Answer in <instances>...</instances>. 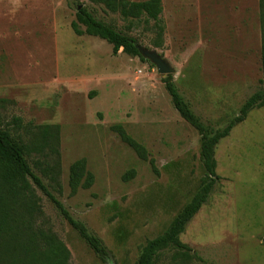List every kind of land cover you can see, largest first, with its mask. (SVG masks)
<instances>
[{"label": "rangeland", "instance_id": "obj_1", "mask_svg": "<svg viewBox=\"0 0 264 264\" xmlns=\"http://www.w3.org/2000/svg\"><path fill=\"white\" fill-rule=\"evenodd\" d=\"M145 1V0H131ZM162 39L154 21H124L88 0H0V122L14 118L59 126V157L51 148L29 158L34 173L108 254L81 239L33 181L41 212L23 220L51 231L70 252L69 264H137L141 250L168 229L199 190L205 169L202 137L175 109L165 76L150 61L72 30L79 6L156 51L175 70L180 93L210 129H224L249 97L264 89L260 0H162ZM122 125L155 161H142L112 130ZM221 181L187 225L174 251L157 264H264V107L215 150ZM87 161L90 189L73 193L70 168ZM59 162L57 171L53 168ZM42 166V167H41ZM134 178L125 181L130 171ZM55 180V181H54Z\"/></svg>", "mask_w": 264, "mask_h": 264}, {"label": "trees", "instance_id": "obj_2", "mask_svg": "<svg viewBox=\"0 0 264 264\" xmlns=\"http://www.w3.org/2000/svg\"><path fill=\"white\" fill-rule=\"evenodd\" d=\"M88 1L103 6L109 13L118 14L124 21L131 24L143 20L145 22L154 21L159 38L163 37L162 0ZM260 10L261 64L264 74V0H260ZM71 27L77 36L88 35L106 41L112 46L114 55L122 50L132 57H139L142 61L146 60L138 50L139 43L136 38L97 19L86 7L77 9L76 20ZM164 83L179 115L202 137L200 159L205 169V176L202 178L197 193L172 221L164 234L149 240L143 246L137 264H157L160 256L170 251L175 252L173 257L175 260H181L184 263L193 258L191 248L181 241V235L207 203L214 187L221 181V177L217 174L216 147L222 140L230 136L236 126L246 121L251 111L264 107L263 89L247 99L240 114L233 118L224 129L214 131L194 112L190 103L180 93L172 75L167 76ZM6 103H8L6 99H1L0 108H3ZM12 123L17 129L16 131H24L25 135L30 136V143L25 141L21 132L12 134L0 122V264H69L70 252L56 235L41 228L35 229L30 222L23 220L24 213L33 217L35 213L41 212L29 179L33 181L38 190L51 200L63 218L93 252L104 258L108 252L101 239L91 233L85 224L75 219L66 210L64 205L50 192L43 179L34 173L30 165L29 158L32 153H42L46 148H51L59 157L57 146L60 127H36L32 123L24 124L22 119L17 117L13 119ZM112 130L142 161H149L153 171L157 175L159 174L155 161L149 159L150 155L145 146L130 136L122 125L113 126ZM57 169H59V162L53 168L42 167L45 173L48 170L54 173ZM135 174L134 170L127 173L124 177L125 181L134 178ZM69 184L73 193L78 192L80 188L90 189L93 186L94 175L87 169L85 159H80L71 166Z\"/></svg>", "mask_w": 264, "mask_h": 264}, {"label": "water", "instance_id": "obj_3", "mask_svg": "<svg viewBox=\"0 0 264 264\" xmlns=\"http://www.w3.org/2000/svg\"><path fill=\"white\" fill-rule=\"evenodd\" d=\"M81 8L82 6H79L78 9ZM138 50L144 59L150 61L153 65L156 66L157 72L159 74L167 77L175 72V70L171 67L167 60L160 56L156 51L148 50L142 46H138Z\"/></svg>", "mask_w": 264, "mask_h": 264}]
</instances>
